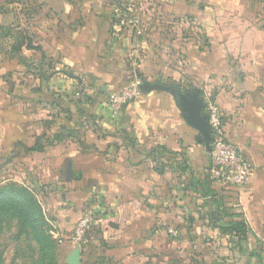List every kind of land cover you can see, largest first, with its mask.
Masks as SVG:
<instances>
[{"label": "crops", "instance_id": "obj_1", "mask_svg": "<svg viewBox=\"0 0 264 264\" xmlns=\"http://www.w3.org/2000/svg\"><path fill=\"white\" fill-rule=\"evenodd\" d=\"M77 1L41 6L32 48L0 51V174L42 188L63 235L93 214L81 264H193L199 249L235 253L231 238L243 264H264L262 0ZM130 11L140 25L126 29ZM137 79L200 90L218 107L253 167L243 188L211 182L171 92L140 88L113 110L111 96ZM37 141L43 150L30 151Z\"/></svg>", "mask_w": 264, "mask_h": 264}, {"label": "rangeland", "instance_id": "obj_2", "mask_svg": "<svg viewBox=\"0 0 264 264\" xmlns=\"http://www.w3.org/2000/svg\"><path fill=\"white\" fill-rule=\"evenodd\" d=\"M51 1L55 0H0V25H2L0 26V51L10 45H15L18 38H23L25 35L32 36L30 30L37 22L36 17L40 7L46 4L48 6ZM262 4L264 6V3ZM5 177L0 174V189L9 188L11 185L24 189L32 199L38 214L44 217L46 226L43 230L45 242L40 243L33 238L28 221L22 216L20 208L12 202H1L0 264H66V258L70 252L76 247L80 249L86 239L79 246L73 244L71 237L74 225L66 235L62 234L63 231L56 224L53 215L55 205L41 200L43 189L33 184V181L28 184L23 178L5 179ZM65 241H69L70 244H66ZM229 244L235 253L231 251L225 255L214 254L217 260H213L209 253H204V250L199 249L194 254L196 259L192 258L194 259L193 264H243V260L239 259L237 254V251L241 249V242L231 238ZM115 260V258H103L95 264H119ZM162 262L168 264L166 261ZM170 262H176V260L169 259ZM154 264L160 263L154 262Z\"/></svg>", "mask_w": 264, "mask_h": 264}, {"label": "built area", "instance_id": "obj_3", "mask_svg": "<svg viewBox=\"0 0 264 264\" xmlns=\"http://www.w3.org/2000/svg\"><path fill=\"white\" fill-rule=\"evenodd\" d=\"M126 25L129 28H137L140 20L132 11L126 16ZM141 81L134 80L122 87L110 98L113 110L126 102L132 101L140 93ZM204 114L210 127V152L208 176L211 182L220 189H240L254 175L253 167L236 145L231 143L225 133L223 116L218 107L212 101H206ZM93 214L84 212L74 224L71 241L74 245H81L86 239L87 232L92 224ZM173 233L172 229H169Z\"/></svg>", "mask_w": 264, "mask_h": 264}, {"label": "trees", "instance_id": "obj_4", "mask_svg": "<svg viewBox=\"0 0 264 264\" xmlns=\"http://www.w3.org/2000/svg\"><path fill=\"white\" fill-rule=\"evenodd\" d=\"M72 1L78 6L81 5L77 0H72ZM84 1H89V0H84ZM262 2L264 3V0H262ZM123 27L126 29L129 28L126 25V17L123 22ZM31 44H32L31 38L28 35H25L23 38H18L15 45H10V53L13 55L17 54L20 51L22 46H25L26 48L31 49L32 48ZM42 150H43V147L39 145L38 141L30 149V151H42ZM0 196H1L0 203L8 201V202H12L13 204L17 205L20 208V212L22 216L28 221L27 223L29 225L33 238L39 241L40 243H42V241L44 243L45 239L43 237V230L46 226V221L43 216L38 214L36 207L33 206V202H32V199L29 197V194H27L24 189H21L20 187L16 185H11L9 188L0 189ZM178 226L175 228L177 229ZM244 228L245 226L242 223H235L230 227V229L235 231L240 237H245ZM169 239L170 238L168 236L162 239V241L164 240L167 241ZM160 240L161 239H159V241ZM153 255H156V254L153 253ZM134 261H135L134 259L129 258L125 261V264H129Z\"/></svg>", "mask_w": 264, "mask_h": 264}, {"label": "water", "instance_id": "obj_5", "mask_svg": "<svg viewBox=\"0 0 264 264\" xmlns=\"http://www.w3.org/2000/svg\"><path fill=\"white\" fill-rule=\"evenodd\" d=\"M141 90L148 92L151 90H163L171 92L177 97L178 105L185 115L186 123L195 129L200 136L206 151L210 152V127L207 121V116L204 114V103L201 99V91L194 90L193 93L182 92L179 90L171 89L161 85L145 84L141 86ZM66 264H81V251L78 247L73 249L66 258Z\"/></svg>", "mask_w": 264, "mask_h": 264}]
</instances>
